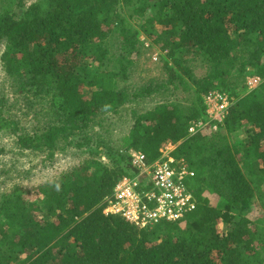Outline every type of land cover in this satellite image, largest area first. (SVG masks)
Returning <instances> with one entry per match:
<instances>
[{"label":"trees","instance_id":"obj_1","mask_svg":"<svg viewBox=\"0 0 264 264\" xmlns=\"http://www.w3.org/2000/svg\"><path fill=\"white\" fill-rule=\"evenodd\" d=\"M0 5L10 95L46 103L21 126L12 96L0 91V128L44 161L68 147L88 153L40 185L0 192V264H264V0ZM136 26L167 51L162 76L136 79ZM248 75L260 83L233 97L215 131L208 122L188 133L192 120L208 119L205 94L245 85ZM121 111L131 122L116 146L102 129ZM240 130L245 139L230 141ZM168 144L194 172L184 180L196 208L146 227L104 214L117 180L136 174L128 151L150 163Z\"/></svg>","mask_w":264,"mask_h":264},{"label":"built area","instance_id":"obj_2","mask_svg":"<svg viewBox=\"0 0 264 264\" xmlns=\"http://www.w3.org/2000/svg\"><path fill=\"white\" fill-rule=\"evenodd\" d=\"M143 40L146 47L148 41ZM144 46V47H145ZM157 60V54L152 55ZM261 79L258 76L246 77L245 86L256 88ZM207 104L206 121L192 120L188 133L195 134L204 130L208 122L216 129L223 121L233 102L227 91L213 90L203 96ZM173 145L161 149V155L153 162H147L140 151L130 149V163L136 169L133 176L120 177L109 197L105 199L104 214L120 215L137 227H146L159 221H176L196 208V199L188 189L185 177L192 176L182 159L172 156Z\"/></svg>","mask_w":264,"mask_h":264},{"label":"rangeland","instance_id":"obj_3","mask_svg":"<svg viewBox=\"0 0 264 264\" xmlns=\"http://www.w3.org/2000/svg\"><path fill=\"white\" fill-rule=\"evenodd\" d=\"M36 1L37 0H24L26 6ZM136 28L139 31V38L149 41V48L144 49L145 44H143L138 56L135 57L132 55L133 60H135V66H137L136 68H138L139 71H142V75L135 73L136 79L141 78V76H162L164 73L163 65L167 60V51L159 44L157 45L151 42L152 38L149 37L144 30L139 28V26H136ZM110 44H113V37L110 39ZM2 49L3 45L0 44V52ZM153 54H157L158 59L156 61L152 59ZM198 70L201 69H197V72H199ZM245 85L238 84L232 88L233 90L228 88L224 91L229 93L232 100L233 97L234 99L239 97L241 98L250 90L247 86L244 87ZM10 89L11 88L9 87L8 78L2 69V64L0 61V91L5 92L8 96H12L10 95ZM25 97L26 96L23 94L18 96L13 95L11 97L13 103L11 114L14 115L21 126L29 127L31 124H33V122H35L34 112L39 110L43 112V108H46V103L43 104L40 102H31L29 98L25 99ZM130 116L131 114L129 111H121L119 114L112 116L109 122L106 123L102 130L104 134L107 133L111 140V144L116 146L123 144L130 127ZM212 131L215 130L210 129L208 134H211ZM223 131L224 130L222 129L220 132ZM246 135L247 134L244 130H240L232 133L229 139L232 142L239 143L245 139ZM172 148H174V146ZM87 155L88 153L86 151H78V149L68 147L61 153L56 152L52 162H49L48 160L44 161L41 153H36L28 149H21L16 143L15 136L12 135L7 129L0 128V192L8 189L10 186L16 183L22 184L23 186L40 185L47 180L53 179L54 176H57L62 171L70 168L71 166L81 163L82 159ZM102 161L107 162L105 157L102 158ZM256 206L258 208L250 211L252 216L258 212V209H260L258 204H256ZM218 230L220 232L226 230L224 223L220 222L218 224Z\"/></svg>","mask_w":264,"mask_h":264}]
</instances>
